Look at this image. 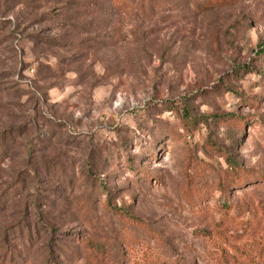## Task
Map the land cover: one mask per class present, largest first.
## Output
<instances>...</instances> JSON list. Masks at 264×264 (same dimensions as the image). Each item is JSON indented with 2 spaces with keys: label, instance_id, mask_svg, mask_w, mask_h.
I'll return each mask as SVG.
<instances>
[{
  "label": "rangeland",
  "instance_id": "obj_1",
  "mask_svg": "<svg viewBox=\"0 0 264 264\" xmlns=\"http://www.w3.org/2000/svg\"><path fill=\"white\" fill-rule=\"evenodd\" d=\"M262 175L264 0H0V264H264Z\"/></svg>",
  "mask_w": 264,
  "mask_h": 264
},
{
  "label": "trees",
  "instance_id": "obj_2",
  "mask_svg": "<svg viewBox=\"0 0 264 264\" xmlns=\"http://www.w3.org/2000/svg\"><path fill=\"white\" fill-rule=\"evenodd\" d=\"M182 109L184 111L183 115H185V118L187 121L186 124L197 125L199 122L203 120L201 117H195V115H193L191 108L187 105V103H184L182 105ZM229 117L234 118L235 116H229ZM224 119L226 118L224 117ZM235 119L242 121L241 119L237 117H235ZM226 160L228 161V165L230 166L229 168L230 172L228 173L229 179L225 182L220 183V188L223 193H225L228 190V187L231 184L235 183V181L239 180L242 177V175L240 176V174H242V171L238 169L240 166L231 158L230 155H226ZM260 178L262 179V181H264V175H262ZM104 204L107 209H110L117 214L126 213L121 208H118V207L113 208L112 205L109 203V201H106ZM220 206L223 208H228L229 205L223 201V203H221ZM125 217H127V219H130L129 221L131 222H136L138 220V219L133 218L128 213L125 214Z\"/></svg>",
  "mask_w": 264,
  "mask_h": 264
}]
</instances>
